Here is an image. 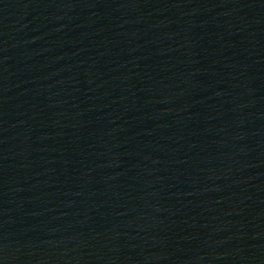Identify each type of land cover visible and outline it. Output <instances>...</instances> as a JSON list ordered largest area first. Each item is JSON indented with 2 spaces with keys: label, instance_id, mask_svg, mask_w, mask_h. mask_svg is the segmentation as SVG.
<instances>
[{
  "label": "water",
  "instance_id": "obj_1",
  "mask_svg": "<svg viewBox=\"0 0 264 264\" xmlns=\"http://www.w3.org/2000/svg\"><path fill=\"white\" fill-rule=\"evenodd\" d=\"M0 264H264V0H0Z\"/></svg>",
  "mask_w": 264,
  "mask_h": 264
}]
</instances>
